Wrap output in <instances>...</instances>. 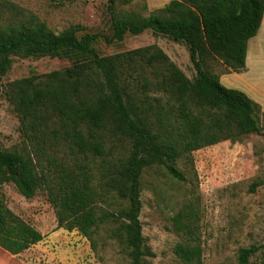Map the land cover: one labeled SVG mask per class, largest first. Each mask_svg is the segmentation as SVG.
Returning <instances> with one entry per match:
<instances>
[{
	"label": "trees",
	"instance_id": "1",
	"mask_svg": "<svg viewBox=\"0 0 264 264\" xmlns=\"http://www.w3.org/2000/svg\"><path fill=\"white\" fill-rule=\"evenodd\" d=\"M106 44L147 30L184 43L193 79L157 45L109 56L94 49L101 37L78 35L79 25L55 34L43 23L0 27V77L14 58L67 59L70 66L0 84L23 136L22 151L0 150V185L11 183L26 199L45 193L56 228L78 231L96 248L100 226L111 224L129 264L153 256L140 221L141 177L150 166H166L173 179L186 178L175 163L200 149L248 135H263L264 112L243 91L227 88L210 72L220 60L232 73L245 70L248 41L264 15V0H170L147 17L114 16ZM257 184L251 186V192ZM118 204V209L101 208ZM184 242L174 254L200 264L199 217L186 203L172 218ZM43 239L0 201V248L18 255ZM262 247L240 249L239 264Z\"/></svg>",
	"mask_w": 264,
	"mask_h": 264
},
{
	"label": "rangeland",
	"instance_id": "2",
	"mask_svg": "<svg viewBox=\"0 0 264 264\" xmlns=\"http://www.w3.org/2000/svg\"><path fill=\"white\" fill-rule=\"evenodd\" d=\"M108 5L105 0H0V27L36 19L57 34L79 25V36H101L94 45L101 56L157 45L188 78H194L187 46L151 30L137 36L126 34L123 41L106 44L103 36L112 34L113 19ZM160 7L153 0L113 3L116 18L129 14L147 17ZM247 50L243 72L227 71L220 60H211L209 70L219 76L223 86L242 89L257 103L261 101L264 112V26L248 41ZM70 64L67 59L14 58L0 84L62 70ZM260 125L264 127V120ZM24 147L17 116L0 92V150L20 152ZM175 167L186 178L184 182L173 179L166 166H150L142 173L139 218L145 246L153 254L144 264H184L174 254L184 239L174 231L172 218L186 203L193 205L199 217L200 264H239L240 249L264 245V130L263 135L252 134L195 151L189 161L182 158ZM253 184L257 187L251 192ZM0 201L43 235L40 242L18 255L0 248V264H129L122 246L108 237L111 224L99 227L94 236L96 248L92 249L78 231L56 228L54 211L44 192L26 199L6 183L0 185ZM100 207L111 211L118 209V204ZM248 264H264V249L250 257Z\"/></svg>",
	"mask_w": 264,
	"mask_h": 264
},
{
	"label": "crops",
	"instance_id": "3",
	"mask_svg": "<svg viewBox=\"0 0 264 264\" xmlns=\"http://www.w3.org/2000/svg\"><path fill=\"white\" fill-rule=\"evenodd\" d=\"M155 3H158V6L160 5L161 7H163L165 4H167L170 0H167V2H164V3H162V1L163 0H153ZM160 3V4H159ZM160 7V8H161ZM156 9H158V8H156ZM264 26V23H263V20H262V23H261V26H260V28L262 29V27ZM259 28V29H260ZM247 57H248V50H247V53H246V60H247ZM245 67L247 68V63H246V61H245ZM234 74H237V73H234ZM220 80V83L223 85V82H222V80L221 79H219ZM241 91H243L245 94H247L248 95V93L246 92V91H244V90H242V89H240ZM249 96V95H248ZM251 98V97H250ZM252 99V98H251ZM253 100V99H252ZM259 104L260 105H262L261 104V101H259ZM263 106V105H262ZM263 109H264V107H263Z\"/></svg>",
	"mask_w": 264,
	"mask_h": 264
},
{
	"label": "water",
	"instance_id": "4",
	"mask_svg": "<svg viewBox=\"0 0 264 264\" xmlns=\"http://www.w3.org/2000/svg\"><path fill=\"white\" fill-rule=\"evenodd\" d=\"M108 3H110V1H108Z\"/></svg>",
	"mask_w": 264,
	"mask_h": 264
}]
</instances>
